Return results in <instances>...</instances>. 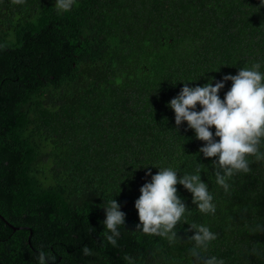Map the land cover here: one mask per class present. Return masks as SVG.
<instances>
[{
  "label": "trees",
  "instance_id": "trees-1",
  "mask_svg": "<svg viewBox=\"0 0 264 264\" xmlns=\"http://www.w3.org/2000/svg\"><path fill=\"white\" fill-rule=\"evenodd\" d=\"M257 62L264 73L262 0H75L60 14L55 0H0V264H38L40 250L55 264H193L192 223L217 234L203 255L264 264V160L249 157L225 193L218 158L168 106L183 83L215 86ZM198 166L215 214L178 184L180 239L136 231L147 173ZM111 199L125 213L116 247L102 235Z\"/></svg>",
  "mask_w": 264,
  "mask_h": 264
},
{
  "label": "clouds",
  "instance_id": "clouds-1",
  "mask_svg": "<svg viewBox=\"0 0 264 264\" xmlns=\"http://www.w3.org/2000/svg\"><path fill=\"white\" fill-rule=\"evenodd\" d=\"M26 0H12L13 4L22 5ZM264 2V0H262ZM75 0H55L57 13L69 12ZM260 63L240 68L237 75H226L222 81L213 86V79L203 86H184L177 97L168 105L175 113L177 128L187 122L188 128L196 133V139L203 141L204 146L199 152L205 158H218L211 164L217 185L228 193L231 185L228 181L238 173L251 171L249 157L256 161L264 160L261 146L264 144V73L260 71ZM231 81V88L221 99L219 93L225 87V82ZM197 105L200 111H197ZM215 128V133L210 131ZM216 138H219L218 141ZM178 171L172 167H161L157 174L151 176V182L140 189V197L135 202L139 223L136 231L146 235L166 238L174 243L179 237L177 225L188 209L183 199L178 195L177 185H182L192 194V203L199 212L212 214L216 212L213 195L208 185L201 180V168L195 169V174H183L178 178ZM106 219L103 225L106 231L102 233L108 244L117 246L120 229L125 225V213L120 210L115 199L104 204ZM189 230L195 234L187 240L194 242L190 249L193 264H225L216 256H205L209 244L218 237L209 227L192 223ZM180 239V238H179ZM82 252L85 256L94 253L88 246ZM127 264H137L135 257L125 255ZM38 264H55L56 257L51 252L40 250L37 254Z\"/></svg>",
  "mask_w": 264,
  "mask_h": 264
},
{
  "label": "water",
  "instance_id": "water-1",
  "mask_svg": "<svg viewBox=\"0 0 264 264\" xmlns=\"http://www.w3.org/2000/svg\"><path fill=\"white\" fill-rule=\"evenodd\" d=\"M1 219H3V217L0 216Z\"/></svg>",
  "mask_w": 264,
  "mask_h": 264
}]
</instances>
